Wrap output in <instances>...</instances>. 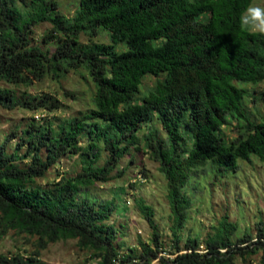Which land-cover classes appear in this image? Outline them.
Returning <instances> with one entry per match:
<instances>
[{"label": "trees", "instance_id": "obj_1", "mask_svg": "<svg viewBox=\"0 0 264 264\" xmlns=\"http://www.w3.org/2000/svg\"><path fill=\"white\" fill-rule=\"evenodd\" d=\"M248 3L80 0L69 18L56 0H0V106L55 111L60 103L50 93L20 98L14 85L61 81L80 68L96 84L86 112L57 123L34 119L21 135L13 131L0 143V237L11 234L25 243L0 255V264H46L43 250L68 239L89 253L85 264L150 263L159 257L161 236L151 206L141 204L154 228L151 241L140 242L141 255H121L110 222L115 201L87 192L108 182L132 149L148 153L167 180L177 254L160 259L163 264H233L236 254L246 257L261 249L259 264H264V239L249 235L239 239L244 246L235 248L238 226L227 217L213 226L206 253L200 252L198 237L183 244L181 235L191 207L183 189L193 169L209 163L227 175L239 159L255 155L264 161V120L252 119L245 102L249 91L236 83L264 82V35L238 25ZM43 22L52 24L43 42L56 40L54 51L32 43L35 26ZM101 32L109 34V43L94 40ZM149 76L156 83L141 94ZM232 120L237 135L227 140L223 128ZM17 137L12 149L10 142ZM69 155L80 159V172H61L48 180L50 170ZM259 234L263 237L262 228Z\"/></svg>", "mask_w": 264, "mask_h": 264}, {"label": "rangeland", "instance_id": "obj_2", "mask_svg": "<svg viewBox=\"0 0 264 264\" xmlns=\"http://www.w3.org/2000/svg\"><path fill=\"white\" fill-rule=\"evenodd\" d=\"M60 11L67 17H72L80 0H56ZM264 3V0H255ZM52 27L50 22H43L34 28L33 44L41 45L54 51L57 41L50 44L43 42V37ZM94 40L110 42L107 32L99 33ZM81 41L88 43V37L82 35ZM80 68L68 73L61 81L47 78L35 81L31 85H14L20 98L40 96L50 93L60 103L55 111L44 109H29L23 105L10 109L0 106V143L16 131H22L31 121L44 122L46 117L52 122H59L61 118L72 117L86 112L93 103L96 84L90 75ZM156 83L155 76H149L143 81L141 94L153 88ZM249 91L245 102L251 111L252 119L257 123L264 120V82L259 84H246L236 82ZM11 86L10 84H6ZM39 116V117H38ZM35 121V122H36ZM237 122L232 120V125L223 128V136L232 140L237 135ZM161 131L162 125L156 122ZM153 126V125H152ZM163 129V128H162ZM145 128L143 132H145ZM18 137L10 142L15 148ZM84 143H86L84 141ZM132 152V153H131ZM123 156L120 166L112 174V178L105 183H98L87 189L89 195L101 200H114L116 209L113 211L110 222L117 230V250L121 255H128L131 251L140 254L143 251L141 241L150 242L154 228L144 217L141 204L145 203L153 208L154 222L161 236L162 248H157L159 257L151 260H134L126 264H163L160 259H173L177 253L172 235L171 208L167 197L168 184L165 175L159 170V163L155 162L144 150H131ZM103 161L101 159L100 163ZM237 169H230L227 175H222L213 170L209 163H200L190 177L183 192L191 198V207L187 210V219L181 230L182 243L188 237H198L201 241L200 252L206 253L208 248L206 240L213 232V226L218 224L223 217L237 224L238 228L233 235L235 248L244 246L239 239L249 235L254 241L263 237L259 232H264V161L253 155L249 160L239 159ZM82 164L77 156H64L47 175L48 180L58 178V173L75 174L80 172ZM123 168L126 172H123ZM46 180L44 179L43 182ZM259 245V244H257ZM19 246H25L24 238L7 235L0 237V255H10ZM135 249V250H134ZM227 252V248H222ZM263 250L258 253L243 257L236 254L233 264H259ZM141 255V254H140ZM42 259L46 264H85L89 253L77 245L76 239L60 240L43 250Z\"/></svg>", "mask_w": 264, "mask_h": 264}, {"label": "clouds", "instance_id": "obj_3", "mask_svg": "<svg viewBox=\"0 0 264 264\" xmlns=\"http://www.w3.org/2000/svg\"><path fill=\"white\" fill-rule=\"evenodd\" d=\"M238 25L243 31L264 35V3L249 0V3L239 13ZM41 116L43 118L45 115L42 113ZM42 118H37L36 116L38 120ZM151 125H147L145 128L148 130Z\"/></svg>", "mask_w": 264, "mask_h": 264}]
</instances>
